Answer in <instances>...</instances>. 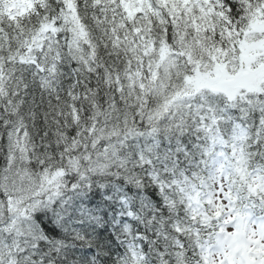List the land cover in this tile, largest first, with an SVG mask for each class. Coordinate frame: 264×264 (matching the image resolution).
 I'll return each instance as SVG.
<instances>
[{
  "label": "snow or ice",
  "instance_id": "1",
  "mask_svg": "<svg viewBox=\"0 0 264 264\" xmlns=\"http://www.w3.org/2000/svg\"><path fill=\"white\" fill-rule=\"evenodd\" d=\"M0 264H264V0H0Z\"/></svg>",
  "mask_w": 264,
  "mask_h": 264
}]
</instances>
